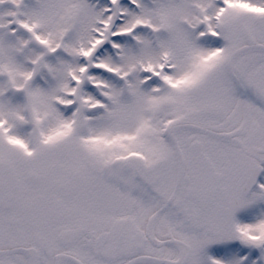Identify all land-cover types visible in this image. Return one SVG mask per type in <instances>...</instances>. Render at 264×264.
Segmentation results:
<instances>
[{
	"label": "snow or ice",
	"instance_id": "snow-or-ice-1",
	"mask_svg": "<svg viewBox=\"0 0 264 264\" xmlns=\"http://www.w3.org/2000/svg\"><path fill=\"white\" fill-rule=\"evenodd\" d=\"M0 264H264V0H0Z\"/></svg>",
	"mask_w": 264,
	"mask_h": 264
}]
</instances>
